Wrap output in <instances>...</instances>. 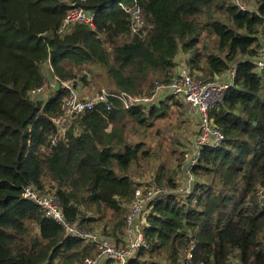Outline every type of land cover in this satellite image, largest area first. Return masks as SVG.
I'll return each instance as SVG.
<instances>
[{
	"label": "trees",
	"instance_id": "1",
	"mask_svg": "<svg viewBox=\"0 0 264 264\" xmlns=\"http://www.w3.org/2000/svg\"><path fill=\"white\" fill-rule=\"evenodd\" d=\"M253 2L242 10L233 0H0V264H76L91 256L93 247L22 198L26 186L53 194L68 223L86 232L97 224L120 244L144 179L164 192L142 226L148 248L128 264H185L188 253L191 264H264V207L256 197L264 189V72L252 61L264 0ZM74 8L94 13L92 25L62 30ZM134 8L142 26L132 33ZM180 52L203 82L235 66L233 85L210 112L223 144L202 150L189 194L179 191L185 111L177 112V135L167 136L169 122L164 130L156 124L171 107L184 109L172 96L158 107L98 106L50 143L68 94L63 82L140 95L171 81ZM49 74L58 88L45 101L33 98Z\"/></svg>",
	"mask_w": 264,
	"mask_h": 264
},
{
	"label": "built area",
	"instance_id": "2",
	"mask_svg": "<svg viewBox=\"0 0 264 264\" xmlns=\"http://www.w3.org/2000/svg\"><path fill=\"white\" fill-rule=\"evenodd\" d=\"M233 1L242 10H245V7L240 4L239 0ZM130 16L132 19V33H135L142 26L139 9H132ZM93 18L94 13L77 8L71 9L64 17L61 29H66L76 23H85L91 26ZM252 61L256 72L263 73L264 18L261 30V44L257 55ZM46 67L49 68V64H46ZM234 77L235 66H232L226 72L225 79H221L222 77L220 76L219 78L216 77L215 80L203 82L191 74L186 63H184L173 73L170 82L166 84L155 83L150 92L140 95H130L123 92L118 93L101 89L100 91L93 92L95 94L91 93L93 95L83 98L78 95L70 81L63 82L62 87L68 94L62 101L61 115L53 120L57 127V134L56 137L52 138L50 143L54 145L58 137L64 136L74 117L88 111H93L98 106H105L106 110H111L114 107L113 102H118L126 110L141 106L148 108L158 102L161 94L172 96L174 99L180 100L183 104L187 105L192 111H195L198 116L199 124L195 132V138L189 148L186 146L181 163L183 176L179 191L182 194H189L193 180L192 169L197 164L202 150L204 148L218 149L223 144L224 136L211 122L210 112L223 101L226 91L234 83ZM53 79L57 82V78L53 77ZM43 87L33 90L31 96L35 98V94L43 91ZM162 192L164 190L154 185L146 186L143 183L135 190L133 199L128 205L122 229L123 237L120 244L114 243L110 237L92 234L80 229L75 224L68 223L63 217L59 203L51 193H43L33 185H29L23 189L22 198L39 206L45 217L62 227L65 235L71 238H81L95 249V254L92 257H86L78 264H128L141 248H148V244L145 242L142 234V226L145 222L146 214L150 211V203ZM256 197L258 198L259 205L264 207V189H258ZM186 258L188 261L185 264H191V255L189 253L186 255Z\"/></svg>",
	"mask_w": 264,
	"mask_h": 264
},
{
	"label": "rangeland",
	"instance_id": "3",
	"mask_svg": "<svg viewBox=\"0 0 264 264\" xmlns=\"http://www.w3.org/2000/svg\"><path fill=\"white\" fill-rule=\"evenodd\" d=\"M244 7L246 8H249V9H252L253 6H254V2L253 0H239ZM180 56V57H179ZM189 54H183L182 52L179 53V55L177 56V66L175 68V72L177 71V69L184 64V61L186 62L187 58H188ZM86 77V76H85ZM52 82H56L55 79H53V77L49 74V78ZM47 78H45V83H44V87H43V91H41L40 93H36L35 94V98L37 99H40V100H43L45 101L44 99L46 98V96L50 93V90H49V86H48V80ZM58 84V83H57ZM97 90L94 89L93 86L91 87H87V88H83V87H78V95L83 98V97H89L95 93ZM93 93V94H91ZM173 102V101H172ZM185 111V115L187 116V118H184V115L181 116L182 120H184L185 122L182 124L180 122L179 119H177L176 115H177V112H184ZM189 112V113H188ZM198 116L196 117V112L195 111H192V109H189L187 105L184 104V109H181L180 111H178L177 107H171L170 111L168 112V115L166 117V119L161 123L160 121H158L156 124H157V127H160L164 130L165 126L164 124L166 122H169V125H170V128H171V131L168 133V137L170 136H173V135H177V132L173 133L175 131V125H181V129H180V133L183 135V137L185 138V140L187 138L188 139V143L186 144L187 147L189 148L191 146V143L193 141V139L195 138V132L197 131V128H198ZM161 123V125H160ZM195 123H197L195 125ZM169 128V129H170ZM168 129V130H169ZM169 156V154H164L162 153L161 154V159L162 160H165L166 159V156ZM177 156V155H175ZM173 156V157H175ZM158 162H160V160H158ZM141 183L143 184H146V179L144 180H139ZM93 228H95L94 231H89V232H95V233H92V234H98V235H101V230H99L101 226H98L97 224H94L92 225ZM103 227V226H102ZM90 255L89 257H92L94 254H95V249L91 248V251H90ZM79 262H77L76 264H78Z\"/></svg>",
	"mask_w": 264,
	"mask_h": 264
},
{
	"label": "crops",
	"instance_id": "4",
	"mask_svg": "<svg viewBox=\"0 0 264 264\" xmlns=\"http://www.w3.org/2000/svg\"><path fill=\"white\" fill-rule=\"evenodd\" d=\"M184 54V53H183ZM180 57V56H179ZM184 63H185V61H184ZM225 76V75H224ZM224 76H221L222 78L221 79H225L224 78ZM46 78L48 79L49 78V75H46ZM49 81H48V86H49V90H50V93L46 96V98L44 99V100H46V99H48L55 91H56V89L58 88V85L59 84H57V82H52L50 79H48ZM79 87H82L81 85H79ZM84 88V87H83ZM76 91H77V93H78V87L75 89ZM169 97V95H166V94H161L160 95V98L158 99V101L159 102H162V101H164L165 99H167ZM154 107H158L157 106V103H156V105L154 106ZM189 113V112H188ZM196 117H197V114H196ZM184 118H187V116L184 114ZM197 121H198V119H197ZM197 123H195V125H196ZM185 139V138H184ZM188 139L189 138H187L184 142H185V146H187L186 144L188 143Z\"/></svg>",
	"mask_w": 264,
	"mask_h": 264
},
{
	"label": "water",
	"instance_id": "5",
	"mask_svg": "<svg viewBox=\"0 0 264 264\" xmlns=\"http://www.w3.org/2000/svg\"><path fill=\"white\" fill-rule=\"evenodd\" d=\"M86 75H84V77H85Z\"/></svg>",
	"mask_w": 264,
	"mask_h": 264
}]
</instances>
